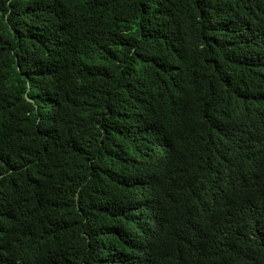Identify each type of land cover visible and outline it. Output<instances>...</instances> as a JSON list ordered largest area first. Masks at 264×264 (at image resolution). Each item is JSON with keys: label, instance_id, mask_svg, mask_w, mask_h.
<instances>
[{"label": "trees", "instance_id": "1", "mask_svg": "<svg viewBox=\"0 0 264 264\" xmlns=\"http://www.w3.org/2000/svg\"><path fill=\"white\" fill-rule=\"evenodd\" d=\"M0 264H264V0H0Z\"/></svg>", "mask_w": 264, "mask_h": 264}]
</instances>
